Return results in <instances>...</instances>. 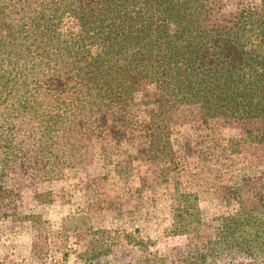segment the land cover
<instances>
[{"label":"trees","instance_id":"trees-1","mask_svg":"<svg viewBox=\"0 0 264 264\" xmlns=\"http://www.w3.org/2000/svg\"><path fill=\"white\" fill-rule=\"evenodd\" d=\"M142 90L152 107L136 123L130 108ZM183 105L209 118L260 120L264 143V0L228 15L211 0H0V206L16 201L7 183L14 165L19 183L59 179L103 132L118 142L137 126L148 157L171 152L170 121ZM260 188L258 215L226 216L175 262L134 233L117 241L89 226L80 252L64 242L52 250L36 232L20 264H57L56 253L79 264H264ZM188 195L171 208L175 235L201 225ZM74 220L64 218L61 229Z\"/></svg>","mask_w":264,"mask_h":264},{"label":"rangeland","instance_id":"rangeland-1","mask_svg":"<svg viewBox=\"0 0 264 264\" xmlns=\"http://www.w3.org/2000/svg\"><path fill=\"white\" fill-rule=\"evenodd\" d=\"M255 1L211 0V5L228 15ZM143 91L130 108L136 123L144 121L152 107ZM21 140L17 135L16 141ZM170 144L171 152L148 157V139L136 126L118 142L106 132L92 137L83 150L82 165L65 169L53 181L19 183L14 165L7 183L16 190V201L0 206V260L25 261L36 232L52 250L64 242L80 252L91 241L87 231L91 226L109 229L117 241L134 233L151 245L148 250L175 262L195 250L198 242L210 240L226 216L240 220L260 213L264 185L260 120L209 118L199 105H183L172 114ZM22 154L20 150L17 157ZM180 194H190L191 202L196 199L201 223L197 233H171V208L179 203ZM29 215L38 218L28 220ZM69 216L75 220L66 224L65 232L61 224ZM58 259L57 264H79L72 254Z\"/></svg>","mask_w":264,"mask_h":264}]
</instances>
